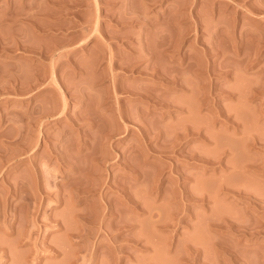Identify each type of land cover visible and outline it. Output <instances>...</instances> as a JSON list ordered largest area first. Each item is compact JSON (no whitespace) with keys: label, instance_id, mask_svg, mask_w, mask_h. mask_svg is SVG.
Returning a JSON list of instances; mask_svg holds the SVG:
<instances>
[{"label":"rangeland","instance_id":"374dc122","mask_svg":"<svg viewBox=\"0 0 264 264\" xmlns=\"http://www.w3.org/2000/svg\"><path fill=\"white\" fill-rule=\"evenodd\" d=\"M0 264H264V0H0Z\"/></svg>","mask_w":264,"mask_h":264},{"label":"bare ground","instance_id":"6f19581e","mask_svg":"<svg viewBox=\"0 0 264 264\" xmlns=\"http://www.w3.org/2000/svg\"><path fill=\"white\" fill-rule=\"evenodd\" d=\"M115 86H116V85H115ZM114 88H117V87H114ZM117 91H118V89H117ZM64 100H65V99H64ZM119 108H120V107H119ZM119 110H120V109H119ZM122 119H123V117H122ZM123 120H124V119H123ZM125 122H126V121H125ZM147 131H148V130H147ZM148 134H149V133H148ZM144 135H147V132H145ZM64 161H65V160H64ZM66 162H67V161H66ZM64 163H65V162H64ZM119 192L121 193V191H119ZM124 195H125V197L127 196L126 193H125ZM236 195H237V194H236ZM236 195H235V196H236ZM238 195L240 196V194H238ZM241 195H242V194H241ZM128 196H129V195H128ZM128 196H127V198H128ZM131 197H132V196H131ZM241 197H242V196H241ZM241 197L238 198V199H241ZM127 198H126V200H127ZM128 199H129V198H128ZM242 199H244V196L242 197ZM254 199H255V198H254ZM262 199H263V198H262ZM262 199H261V200H262ZM244 200L246 201V199H244ZM249 200H251V199H249ZM256 200H257V199H256ZM129 201H130L131 203H132V201L134 202V200H132V201H131V200H128L127 205L129 204ZM259 201H260V200H259ZM262 201H263V200H262ZM135 203H136V202H135ZM124 204H126V203H124ZM249 204H251V203H249ZM112 205L114 206V203L111 204V207H112ZM135 205H136V204H135ZM109 207H110V206H109ZM111 207H110V208H111ZM114 207H115V206H114ZM127 208H128V206H127ZM131 208H134L133 205H132ZM136 209L138 210L137 206H136V208H135L134 210L136 211ZM110 210H111V209H110ZM113 211H114V210H113ZM132 211H133V210H132ZM111 212H112V211H111ZM111 212H110V213H111ZM115 212H116V210H115ZM136 212H137V211H136ZM136 212H135V213H136ZM78 214H79V213H77V216H79V217L81 216V218H82L81 220L84 222V220H83V218L85 219V217H83L84 215L82 216V215H78ZM81 214H82V213H81ZM113 214H114V213H112L111 215H113ZM108 215H109V213H108ZM151 216H152V215H151ZM111 217H112V216H111ZM115 217H116V216H115ZM115 217H114V218H115ZM77 218H78V217H77ZM130 219H131V217H130ZM124 221H127V219H126V220L124 219ZM85 222H86V221H85ZM127 222H129V221H127ZM80 223H82V222H80ZM228 223H229V222H228ZM114 224H115V223H114ZM114 224H113V225H114ZM125 224H126V223H125ZM129 224H131V223L129 222ZM231 224H233V223L231 222V223H230V226H231ZM84 225H85V224H84ZM116 225H117V224H116ZM127 225H128V224H127ZM237 225H239V224H237ZM241 225H242V224H240V227H241ZM254 225H255V224H254ZM215 226H216V225H215ZM217 226H219V224H218ZM217 226H216V227H217ZM224 226H225V225H224ZM224 226L221 225L222 228H223ZM228 226H229V225H228ZM234 226H235V229H234V230H237L238 227H239V226H236V224H235ZM243 226H245V224H243L241 228H243ZM246 226H247V228H249L251 225H249V226L246 225ZM256 226H257V225H256ZM256 226H252V227H256ZM236 227H237V229H236ZM214 228H215V227H214ZM217 228H219L220 231H222V229L220 228V226L217 227ZM228 228H229V227H228ZM233 228H234V227H233ZM247 228H243V230L245 229V231H247ZM251 229H252V228L250 227V230H251ZM230 230H231V229H230ZM232 230H233V229H232ZM234 230H233V231H234ZM240 230H241V229H240ZM240 230H239V231H240ZM243 230H241V231H243ZM68 231H69V230H68ZM78 233H80V232H77V233H75V234L78 235ZM82 233H83V232H82ZM82 233H81V234H82ZM230 233H231V232H230ZM235 233H236V232H235ZM237 233H239V232H237ZM240 233L242 234V232H240ZM247 233H248V232H247ZM67 235H68V233H67ZM244 235H249V234H246V232H245ZM69 236L71 237V235H69ZM78 236H79V235H78ZM83 236H84V235H83ZM242 236H243V235H242ZM249 236H250V235H249ZM73 237H74V236H72V238H73ZM76 237H77V236H76ZM80 237H81V236H80ZM80 237H79V238H80ZM74 238H75V237H74ZM77 238H78V237H77ZM77 238H76V239H77ZM244 238H245V237H244ZM247 239H248V238H247ZM242 240H243V239H242ZM217 242L219 243L218 239H217ZM77 243H78V241H77ZM216 244H217V243H216ZM219 244H220V243H219Z\"/></svg>","mask_w":264,"mask_h":264}]
</instances>
